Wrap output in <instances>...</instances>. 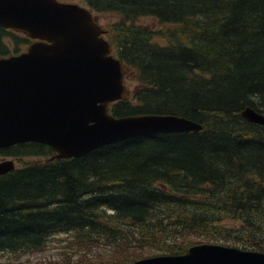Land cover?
<instances>
[{"label":"trees","instance_id":"obj_1","mask_svg":"<svg viewBox=\"0 0 264 264\" xmlns=\"http://www.w3.org/2000/svg\"><path fill=\"white\" fill-rule=\"evenodd\" d=\"M82 1L116 16L108 42L136 83L110 112L176 114L202 128L137 136L80 157L51 158L35 142L0 149L20 163L0 175V253L40 251L57 234L70 238L59 256L33 264H124L229 238L260 250L264 123L240 111L264 116V0ZM141 16L159 27L135 25ZM28 42L0 27V56Z\"/></svg>","mask_w":264,"mask_h":264},{"label":"water","instance_id":"obj_2","mask_svg":"<svg viewBox=\"0 0 264 264\" xmlns=\"http://www.w3.org/2000/svg\"><path fill=\"white\" fill-rule=\"evenodd\" d=\"M0 27L32 41L25 51L0 57V149L23 142L49 146L51 158L80 157L137 136L196 132L201 124L169 113L113 116L107 105L128 99L125 68L111 54L104 29L90 10L57 0H0ZM249 122L264 116L240 111ZM14 168L0 160V175ZM126 264H264V250L199 243L182 254L141 258Z\"/></svg>","mask_w":264,"mask_h":264},{"label":"rangeland","instance_id":"obj_3","mask_svg":"<svg viewBox=\"0 0 264 264\" xmlns=\"http://www.w3.org/2000/svg\"><path fill=\"white\" fill-rule=\"evenodd\" d=\"M60 1H62V2H73V3H77L79 5L85 6V4L83 3L82 0H60ZM91 13L93 15L94 21L98 25H100L102 28H105L106 30L110 26V23L114 22L116 20V16L112 13L97 12V11H91ZM134 24L137 26H148L150 28H158L159 27L157 20L155 18L150 17V16H141L134 21ZM103 35H104L103 38H105V40L108 42L109 40L107 37V32L105 31ZM5 41L11 42L12 40L10 38H8ZM24 48H25L24 45L22 47H20V51L23 50ZM124 84L130 90L135 88V86H136L135 81L132 80V75H125ZM40 158H42V157H40ZM0 159H2V156H0ZM24 159L29 160L28 158H24ZM14 164L16 166L20 163H17L14 161ZM226 224L228 226H230V228L234 227V224L230 221H226ZM237 234H239V233H237V232L232 233L231 237H234ZM69 240H70V238L68 237L67 234H57V235H54L53 238H51V240L48 242L45 249H43V250L34 251L31 253L19 254L18 256H15V257L13 254H10V253H0V264H6L8 261H11L13 264H33L35 262H39V261L42 262V261H45L47 259L56 258V256H59L58 254L60 252H62V250L64 249L63 247H65L66 241L69 242ZM228 245H233V246L243 248V249L253 248L248 243L241 244V242L238 243L237 240L232 241L231 238H229V244ZM106 255H108V254H106ZM108 260H113V259L108 258ZM133 261H135V260L129 261L127 263H131ZM124 264H126V263H124Z\"/></svg>","mask_w":264,"mask_h":264},{"label":"flooded vegetation","instance_id":"obj_4","mask_svg":"<svg viewBox=\"0 0 264 264\" xmlns=\"http://www.w3.org/2000/svg\"><path fill=\"white\" fill-rule=\"evenodd\" d=\"M91 12V11H90ZM92 14V13H91ZM92 18H93V15H92ZM93 20H94V18H93ZM105 29V28H104Z\"/></svg>","mask_w":264,"mask_h":264}]
</instances>
